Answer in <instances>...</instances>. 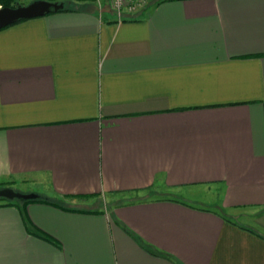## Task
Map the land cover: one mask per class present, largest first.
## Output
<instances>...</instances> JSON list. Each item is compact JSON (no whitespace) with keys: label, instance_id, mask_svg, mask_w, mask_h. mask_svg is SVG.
Returning a JSON list of instances; mask_svg holds the SVG:
<instances>
[{"label":"crops","instance_id":"1","mask_svg":"<svg viewBox=\"0 0 264 264\" xmlns=\"http://www.w3.org/2000/svg\"><path fill=\"white\" fill-rule=\"evenodd\" d=\"M61 2L0 27V186L61 206L0 264H264V0Z\"/></svg>","mask_w":264,"mask_h":264},{"label":"water","instance_id":"2","mask_svg":"<svg viewBox=\"0 0 264 264\" xmlns=\"http://www.w3.org/2000/svg\"><path fill=\"white\" fill-rule=\"evenodd\" d=\"M61 1L30 0L13 7H0V27L18 19L41 16L49 11L62 8ZM38 197L34 192H20L9 186H0V198L6 200H30Z\"/></svg>","mask_w":264,"mask_h":264},{"label":"built area","instance_id":"3","mask_svg":"<svg viewBox=\"0 0 264 264\" xmlns=\"http://www.w3.org/2000/svg\"><path fill=\"white\" fill-rule=\"evenodd\" d=\"M145 2L146 0H108L109 7L118 19L135 12L141 8Z\"/></svg>","mask_w":264,"mask_h":264},{"label":"trees","instance_id":"4","mask_svg":"<svg viewBox=\"0 0 264 264\" xmlns=\"http://www.w3.org/2000/svg\"><path fill=\"white\" fill-rule=\"evenodd\" d=\"M30 1V0H27V2ZM48 1H55V0H48ZM76 1H92V0H76ZM23 4V3H21ZM17 5V3L15 2V0H0V7H3V6H7V7H13ZM60 9H63V8H60ZM21 19H18L16 21H19ZM14 21V22H16ZM12 22V23H14ZM10 24V23H9ZM8 25V24H7ZM0 201H4L5 203H11V202H15L13 200H6V199H3V198H0ZM29 201H40V202H45V203H49V204H52V205H55V206H59L61 207L60 205H58L56 202L54 201H51L49 199H47L46 197L42 196V195H38L37 198L35 199H30V200H19L18 202L23 205L25 204L26 202H29Z\"/></svg>","mask_w":264,"mask_h":264},{"label":"rangeland","instance_id":"5","mask_svg":"<svg viewBox=\"0 0 264 264\" xmlns=\"http://www.w3.org/2000/svg\"><path fill=\"white\" fill-rule=\"evenodd\" d=\"M55 1H60V0H55ZM61 1H63L64 3L67 1V0H61ZM15 2L17 3V4H21V3H26L27 2V0H15ZM100 2L102 3V5H103V7H105V6H107L106 5V0H100ZM102 10H104L103 8H102ZM21 188V187H20ZM19 187H15V188H13V189H15V190H17V189H20ZM22 189V188H21ZM17 191H20V190H17Z\"/></svg>","mask_w":264,"mask_h":264}]
</instances>
